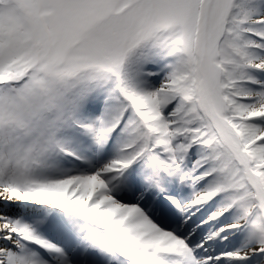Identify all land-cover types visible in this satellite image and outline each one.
<instances>
[{
	"label": "snow or ice",
	"instance_id": "snow-or-ice-1",
	"mask_svg": "<svg viewBox=\"0 0 264 264\" xmlns=\"http://www.w3.org/2000/svg\"><path fill=\"white\" fill-rule=\"evenodd\" d=\"M0 264H264V0H0Z\"/></svg>",
	"mask_w": 264,
	"mask_h": 264
}]
</instances>
